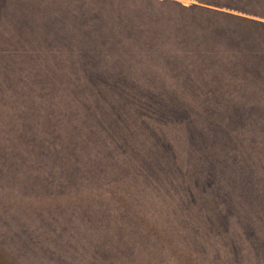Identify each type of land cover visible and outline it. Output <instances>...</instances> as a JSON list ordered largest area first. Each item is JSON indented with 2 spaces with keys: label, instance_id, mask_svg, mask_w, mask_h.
I'll list each match as a JSON object with an SVG mask.
<instances>
[{
  "label": "rangeland",
  "instance_id": "obj_1",
  "mask_svg": "<svg viewBox=\"0 0 264 264\" xmlns=\"http://www.w3.org/2000/svg\"><path fill=\"white\" fill-rule=\"evenodd\" d=\"M180 1L187 6L195 3ZM21 42L11 44L18 49L24 47ZM239 46L241 57L253 48ZM5 47L11 45H2L1 55L11 50ZM219 57L225 63V74L237 71L241 63L244 68L239 71L250 72L253 63H231L226 55ZM256 61L264 65V55L256 56ZM82 73H86L85 69L77 67L68 78H55L56 90L31 92L24 97L30 101L24 106L23 98L13 96L2 109L0 264H264V197L259 192L262 187L250 183L239 172L240 167L246 170L247 163L251 164L254 158H264V147L261 155L255 154V147L260 151L259 144L264 142V82L253 84L242 75L241 82L226 84L232 88L223 84L204 86L197 93L203 96L198 102L193 95L187 96L191 105L219 111L212 118L221 119L227 131L221 136L198 137L215 149H202L198 142L195 145L198 150L188 151L191 164L181 162L183 166L175 176L176 186L185 189L183 193H161V185L167 182L171 170L170 165L161 166L158 173L164 181L159 182L154 176L147 179L155 181L156 187H149L144 198L142 190L137 194L133 215L127 207L130 202L122 198L115 185L102 189L82 167H70L64 173L52 172L45 179L44 167L39 166L34 155L38 145L51 139L62 142V146H72L67 142L78 139L91 124L105 131L107 119L95 114V95L85 97L79 93L80 88L93 83L92 78L87 81ZM18 77L28 80L26 76ZM108 88L109 91H102L99 96L108 98L127 129L134 124L126 112L137 113L138 123L147 113L144 110L151 111L152 106L163 111L171 95L168 89L159 87L142 88L140 94L134 86L123 91L112 80ZM158 130L156 142L160 150L165 147L159 158L174 156L185 161L186 154L179 151L180 147L172 152V146L167 144L178 130L169 121L166 126L158 125ZM191 140L186 138L185 144ZM238 160L246 164H239ZM217 173L219 182L213 178ZM53 177L55 181L51 182ZM222 195L224 198L220 200ZM163 199L168 203L164 204ZM167 227L168 231L164 230ZM219 229L223 234L220 235ZM177 230L186 238L177 240L180 237Z\"/></svg>",
  "mask_w": 264,
  "mask_h": 264
},
{
  "label": "trees",
  "instance_id": "obj_2",
  "mask_svg": "<svg viewBox=\"0 0 264 264\" xmlns=\"http://www.w3.org/2000/svg\"><path fill=\"white\" fill-rule=\"evenodd\" d=\"M182 1L195 3L187 6L180 0H0V49L2 45L12 47H5L11 49L7 55L0 54V115L13 96L23 98L24 106L30 102L24 97L31 92L56 90L55 78H68L79 67L86 71L82 73L86 76L81 77L87 81L93 79L92 85L80 88V95H95V114L107 119L104 132L91 124L78 139L67 142L70 147L52 139L38 145L34 155L39 159V166L44 167L45 179L52 172L64 173L70 167L85 168L89 179L102 189L115 185L122 198L130 202L127 207L133 215L137 194L142 190L144 198L149 187H156L155 181L148 182L149 177L164 181L159 178L161 166L171 167L167 182L162 184L164 191L161 185V193H183L185 189L176 186L175 176L183 166L181 162L191 164L188 151L198 150L195 146L198 142L202 149H215L198 137L221 136L227 131L221 119L212 118L219 111L191 105L187 96L193 95L198 102L203 96L197 93L204 86L231 85L241 82L243 76L253 84H263L264 65L254 62V58L264 55V22L255 19L264 20V0ZM13 41H22L24 47L17 49L11 44ZM239 45L253 48L241 57ZM11 53L15 56H10ZM220 55H226L231 63L243 61L249 65L252 61L250 72L239 71L244 68L241 63L237 71L225 74ZM212 69L216 72L212 73ZM18 76H26L28 80ZM110 80L123 91L134 86L140 94L142 88L159 87L168 89L171 95L163 111L152 106L151 111L144 110L147 113L138 123L137 113L126 112L134 124L127 129L108 98L99 96L102 91H109ZM183 98L186 99L182 101ZM196 119L201 120L195 123ZM166 121L178 130L167 144L172 146V152L180 147L179 151L186 154L185 161L174 156L159 158L165 147L160 150L156 142L158 125L166 126ZM39 129L44 128L36 130ZM186 138L193 140L185 144ZM259 145L261 149L255 147V154L261 155L264 142ZM238 163L246 164V161L238 160ZM247 165L246 170L240 167L239 172L250 183L262 187L259 192L263 198L264 158H254ZM217 176L218 173L213 178L219 182ZM195 178L200 180L199 175ZM186 193H189L187 189ZM226 203L231 205L230 201ZM164 230L168 231V227ZM218 231L223 234V230ZM176 234L180 236L177 240L186 238L180 230Z\"/></svg>",
  "mask_w": 264,
  "mask_h": 264
}]
</instances>
